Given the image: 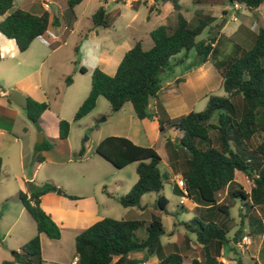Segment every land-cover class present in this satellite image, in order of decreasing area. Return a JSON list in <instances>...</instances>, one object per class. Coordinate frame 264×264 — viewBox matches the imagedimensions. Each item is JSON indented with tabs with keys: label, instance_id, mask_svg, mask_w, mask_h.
<instances>
[{
	"label": "trees",
	"instance_id": "16d2710c",
	"mask_svg": "<svg viewBox=\"0 0 264 264\" xmlns=\"http://www.w3.org/2000/svg\"><path fill=\"white\" fill-rule=\"evenodd\" d=\"M81 0H66L67 9L72 12L74 5ZM168 1L175 12L173 26L158 24L152 27L148 36L151 46L142 49L136 41L121 56L114 73L108 75L94 67L90 72L89 89L84 99L77 106L72 119L79 120L94 106L97 96L104 97L112 111L118 110L124 103H129L136 118H149L156 115L144 108L150 97H155L160 89L158 73L172 64L171 58L181 52L184 56L189 50L195 54L194 64L209 60L220 75V87L223 95L208 94L204 108L189 111L177 117H157L158 130L163 133L166 128H174L181 135L173 144L169 137H164V145L170 147L169 165L180 172L184 191L172 183L171 189L177 196L185 195L188 199L195 197L197 212L182 225L194 234L198 257H191L189 264H223L217 259L232 251L234 256L228 259L234 264H244L236 255L235 243L239 240L243 228L239 221L231 241L227 238V219L229 211L226 204L218 200L217 193L226 188L230 197H238L247 207L264 204V140L249 148L250 137L261 132L264 134V27H259L252 45L245 49L224 34L216 31L203 39L196 36L206 27L212 17L208 14L196 16V24L189 26L180 13L177 0ZM221 0H191L192 3L219 4ZM233 4H242L247 9H254L264 0H227ZM48 13L42 11L33 14L13 6V0H0V34L11 39L18 51H23L34 38L40 37L48 24ZM95 25L106 27L105 13L99 6L91 15ZM58 19L52 16L51 24ZM230 43L227 51L223 46ZM80 72H84L82 66ZM71 77H64L69 84ZM26 118L36 123L39 115L47 108L44 101H35L25 97ZM215 116V122L210 117ZM69 123L59 119L57 134L59 139L68 135ZM209 130L213 136H209ZM54 145V141L42 140L34 145V160L42 161L41 150ZM94 152L109 162L114 168H121L136 162V180L127 192L116 197L122 207H139L142 193L153 191L155 210L149 212L145 222L137 219H115L103 217L84 228L74 237V264H136L128 258L129 252L143 251L146 256L154 254L153 264H181L184 255L178 252L174 244L173 251L164 253L159 237L164 230L160 213L164 211L167 200L159 191L161 189L162 171L157 167L160 157L154 148L133 143L124 136L107 135L99 140ZM83 153L81 147L76 155ZM1 167V160H0ZM235 171L245 175L251 186L248 191L234 187ZM26 191H18L17 198L24 210L33 220L35 234L17 249L9 250L7 259L0 264H43L40 257L39 233L48 238H58L59 229L51 218L39 207V197L56 186L44 181L34 184L26 182ZM27 193V194H26ZM61 194L68 198L74 195ZM181 205V204H180ZM249 224L260 231V223L249 218ZM143 226L145 236L134 238V231ZM186 241L187 238L185 237ZM175 249V250H174ZM113 257L115 259L113 260ZM256 264V263H253Z\"/></svg>",
	"mask_w": 264,
	"mask_h": 264
},
{
	"label": "crops",
	"instance_id": "0c3cea01",
	"mask_svg": "<svg viewBox=\"0 0 264 264\" xmlns=\"http://www.w3.org/2000/svg\"><path fill=\"white\" fill-rule=\"evenodd\" d=\"M112 1L116 2V0ZM49 2L51 1L41 0L40 3L41 11H46L49 17L45 32L40 37L31 40L27 48L21 51V55L17 58H14L15 52L20 51L16 49L13 41L0 34V62H2L5 56L8 59L4 63V66L0 68V75L2 74L9 78V83L4 86L6 88H0V91L3 92V94H0V191L3 190V203L9 201L19 202L17 193L19 190L22 192L26 191L25 183L27 181L34 184L44 181L52 182L51 179L54 177L53 172L54 168L56 169L55 166L71 159V146L67 136L63 139L58 138L57 123L59 119H67L61 114L63 105L68 104L73 107L72 109H75L87 94L86 87L83 84L80 85L77 79L79 77L78 74L81 73L79 67L77 70L76 66L72 64V57L69 55L65 59L59 60L58 48L60 44L56 41V37H53L54 33H48L49 27L53 28L52 30H55V32L61 29L66 31L69 27L68 30L71 32L77 18L75 17L74 21L68 20L69 22L64 23L61 18L62 15L60 16V12H58L60 18L48 12L47 4ZM22 3L26 5L25 2ZM33 3L34 2H32V4ZM194 4L200 5L199 3ZM222 4L223 0H221L219 4H204L208 5V10L212 11V14H208L212 17V21L207 25L208 35L212 34L214 31H216V35L223 34L220 32V28L223 24L219 25V28L215 30V25L218 24L219 21H216V12H213V9L221 7L219 8V16L220 19H222V17L226 15V8L222 6ZM258 6L254 9H257ZM14 7L26 10L20 5ZM158 8L159 11L161 9L172 10L168 1L159 3ZM64 12H66L65 8L63 10V13ZM194 12L198 13V10L196 9ZM104 13L107 21V26L102 27L104 29L113 28L122 15L120 11H116L113 15H107L108 11H104ZM157 14L159 15V12ZM52 16L58 19L55 25L50 23ZM134 16V13L129 15L128 20L122 25V29H129V35H123L120 39L111 40L109 42L105 41L106 43H103L98 51L97 67L108 75L114 73L122 54L130 48L134 42L139 41L140 43L142 40V36H140L139 29L137 28L138 25L134 23ZM149 30H146L145 35L148 36ZM95 33H97L96 30ZM179 54L181 55L182 53L179 52L171 58L172 62L173 60H175L176 63L179 62ZM186 54L184 55V59ZM160 72H163V70ZM50 73H52V75L49 76ZM67 75L71 76L69 84L64 83V77ZM210 77H212L213 81L216 83L215 86H220V75L209 60H205L199 64H194V62L185 64L171 79H165L164 83L160 84V89L155 97H150L148 99L146 105L147 111L156 113L155 116L138 119L132 111H126L124 115H117L114 119L115 130L97 138L93 143V149L99 140L106 135L124 136L135 144L150 146L152 148H154V143L156 141H160L159 147L164 151L163 154L162 151L160 152L157 148H154L162 164V169L160 171L166 175L168 181L174 183L175 179L180 176V172L169 165L168 155L170 154V147L164 145L163 136L169 137L170 142L176 144L178 142L177 138L180 137L181 134L174 128H166L164 132L161 133L158 130L157 117L173 118L193 111L192 109L197 99L200 97L206 98L208 95L207 93L212 89V87L209 86ZM13 90H17L25 97H29L35 101H44L47 103V108L41 112L36 123L30 122L26 118L24 108L14 105L8 99L9 94ZM36 135H38V139H35ZM42 140L54 141V145L48 149L41 150L39 154L42 156V161L37 162L34 160V145L40 143ZM89 148L87 147V150ZM93 153L99 156L94 150ZM99 158L101 157L99 156ZM93 163L94 166L98 167L97 169L95 168L96 170L94 171L96 177L97 175L99 176V171L102 169L108 170L107 167L97 159H95ZM44 164H46V167L44 171L40 172V168H42ZM66 177L70 187L67 188L68 190L64 193L74 195L75 198L64 196L61 194V190L60 193H55L54 191L46 192L39 197V207L51 218L59 229L58 238H48L44 233L38 234L40 257L46 264H70L71 261H75V235L97 220L107 217L103 214V211L99 209V203L94 194L76 188L78 182L75 178V174L67 173ZM8 178H12L15 182L11 190H7L6 184L3 183V180ZM99 181L100 183H108L104 178H100ZM121 183L120 176L115 174L110 181L114 192L118 191L117 188ZM82 185L83 183L79 186ZM102 187H105V185ZM126 191L127 190L124 189L122 193ZM112 193L113 192H107V197L108 195L112 197ZM188 200L191 203L189 210L193 211L194 215L198 210V204L196 203L195 197ZM19 204L20 207H18V205H13L16 209L15 214H9L7 208H4L3 214H0V219L2 215L9 219L8 226H5L2 232L0 231V240L4 239V237L9 239V235L13 228L16 227L19 219L24 216L22 212H24V214L27 213L20 202ZM26 216L29 215L27 214ZM27 224L28 223H26V225ZM28 231H26V233L24 232V238L30 237L29 235L27 236ZM23 241V238L20 237V240H16L14 245L9 247L17 249ZM130 253L131 252L127 254V257L135 259L137 261L136 264L143 263L145 259H148L144 258L145 255L143 251L132 252V255ZM218 258H221V256L217 257V259Z\"/></svg>",
	"mask_w": 264,
	"mask_h": 264
},
{
	"label": "rangeland",
	"instance_id": "374dc122",
	"mask_svg": "<svg viewBox=\"0 0 264 264\" xmlns=\"http://www.w3.org/2000/svg\"><path fill=\"white\" fill-rule=\"evenodd\" d=\"M47 4V10L50 14L58 16L62 15V20L64 23L77 21L73 25V30L70 32L68 29L64 31L55 30L53 31L51 27L48 28V33H54L53 37H56V41L59 42L58 54L60 59H65L68 55L72 57L73 65L78 67L82 66L84 72L79 73L77 78L80 85L86 87V92L89 89V77L90 72L94 67L98 66L97 54L105 41H111L120 39L123 35H129V29H122L124 22L128 20L129 15L135 14L134 23L138 25L139 34L142 36L141 48L147 49L151 40L149 36L145 35L146 30H149L158 24H167L173 26L175 22V12L173 10L159 11L158 0H81L78 5H74L72 12L67 9L66 0H50ZM25 2L26 5H23ZM32 2H34L32 4ZM180 5V13L187 20L189 26H194L196 24V16L201 14H212V11L208 10L209 6L204 4H194L191 0H177ZM41 0H13V6H22V8L28 10L32 13H39L41 11L40 7ZM234 5V6H233ZM233 5L227 0H223L222 6L226 8V15H222V19L219 16L218 9H213L216 12V21H219L215 25V30L219 28V25L223 24L220 28V32L230 37V39L242 46L243 48H249L255 38V34L259 27H264V2H262L257 9H247L242 4L233 3ZM101 6L104 11H108L107 15H113L116 11L122 13L120 19L113 28L104 29L101 26H96L93 24L91 19V14L96 10L97 7ZM64 8L66 12L63 13ZM198 13H195V10ZM159 12V15L157 14ZM218 15V16H217ZM59 17V16H58ZM60 18V17H59ZM67 27V26H66ZM95 30L97 33H95ZM45 32V31H44ZM208 35V26L204 27L202 31L196 36V40L204 39ZM230 47V43L226 42L223 46L224 51H227ZM21 55V52H15L14 58ZM195 54L193 50H189L184 56L182 54L178 55V63L175 60H171L173 64L169 68H164L163 72L158 73V78L160 84H163L165 79H171L177 72L182 69V67L187 63H193ZM7 57L5 56L0 62V68L4 66ZM183 60V61H181ZM67 62V61H66ZM264 66V60L261 61ZM99 68V67H97ZM102 71V70H101ZM52 73L49 74V76ZM70 76V75H69ZM71 77V76H70ZM9 83V78L4 75H0V88L4 87ZM3 84V85H2ZM215 82L212 77L209 78V86L212 89L207 94L223 95L224 92L219 85L215 86ZM215 86V87H214ZM86 96V95H85ZM206 98L200 97L194 103L193 111L197 112L204 108ZM80 104V103H79ZM78 104V105H79ZM71 105L65 104L61 108V114L65 116L69 123V130L67 139L71 146L72 156L69 161H64L60 165L54 168V177L51 179L55 184L56 189L59 188L62 191H67L70 187L67 181L66 174H75L77 179L76 188H80L84 192L94 194L99 203V209L103 211L105 216L115 219H137L147 221L149 219V212L154 209L153 201L156 198V193L153 191H147L141 194L139 198V207H122L116 200L115 196H119L124 189L128 191L130 186L136 180L135 165L136 162L129 163L121 168H114L109 162H106L99 156L93 153V143L97 138L115 130L114 119L119 114H126V111H132L129 103H124L119 110L112 111L109 107L107 100L102 96H97L93 108L79 120L74 121L72 119L73 113L76 110L72 109ZM210 122H215V116L210 117ZM107 136V135H106ZM209 136H213V132L209 130ZM38 135L35 139H38ZM264 140V134L257 132L253 134L249 141L248 147H255L260 141ZM160 141L154 143V148H157L160 152L163 150L159 147ZM83 147V153L80 157L76 155V152ZM87 147L89 148L87 150ZM98 157V158H97ZM97 159L103 165L107 167L108 170L99 171V176H95L94 171L98 168L94 166L93 161ZM46 164L40 168V172L44 171ZM50 167V166H48ZM159 170L162 169V164L160 161L157 164ZM96 168V169H95ZM120 176L122 181L121 185L118 186L117 192L113 191L112 184L110 181L114 175ZM40 176V175H39ZM104 178L108 183H100L99 179ZM40 180V179H39ZM234 187H241L244 191H248L251 186V181L242 173L235 171ZM81 182V183H79ZM3 183L6 184L7 190H11L14 186V180L12 178L4 179ZM82 186H79L82 184ZM105 185V187H102ZM172 183L167 179H162L161 189L159 194L163 195L167 200L165 207V212L160 213V220L163 227V234L159 237L160 246L164 250V253L173 251L174 244L178 249V252L184 255L181 264H189L191 257H198V250L196 247L194 234L189 232L183 225L182 222L187 221L193 216V211L189 210L191 203L186 198L182 203H179V197L172 192ZM128 188V189H127ZM78 189V190H80ZM126 191V192H127ZM2 191H0V214H3L4 208H7L9 214H15L16 209L13 205H18L19 202L9 201L3 203L2 201ZM81 192V191H78ZM107 192H113L112 197H107ZM110 194V193H109ZM111 195V194H110ZM218 200L226 204L229 211V217L227 219L228 231L226 233L227 238L231 241L233 232L237 229L239 221H242V231L240 238L237 241L236 255L240 257L244 264H264V204L261 206L247 207V204H243V200L238 197H230L226 193V188H223L217 193ZM15 203V204H12ZM181 204V205H180ZM24 216L19 219L16 227L13 228L10 238L4 237L0 240V262L3 259H7L9 256V250L15 249L9 246L14 245L16 240L23 238V243L31 238L35 234V225L30 216ZM249 218H255L260 223V231L257 227L249 224ZM9 219L6 216L0 219V231L2 232L5 226H8ZM26 223H28L26 225ZM24 224V225H21ZM29 230V231H28ZM27 232V236L23 237L24 232ZM17 232V234H16ZM30 232V233H29ZM22 234V235H20ZM145 236V231L143 226L138 227L134 231V238L141 239ZM187 238V241L185 239ZM175 250V249H174ZM75 254V251H74ZM132 255V252L130 253ZM228 256L232 258L234 253L232 251H225V255L218 258L223 264H234L233 261L228 259ZM145 255V254H144ZM141 259L144 260L140 264H153L156 262V256L154 254L150 256H144ZM115 257H113V260ZM43 264H46L43 262Z\"/></svg>",
	"mask_w": 264,
	"mask_h": 264
},
{
	"label": "water",
	"instance_id": "95a60500",
	"mask_svg": "<svg viewBox=\"0 0 264 264\" xmlns=\"http://www.w3.org/2000/svg\"><path fill=\"white\" fill-rule=\"evenodd\" d=\"M8 99L16 106L18 107H21V108H25L26 107V99H25V96L22 95L19 91L17 90H13L9 96H8ZM144 111L147 112V108L145 107L144 108ZM40 135V133H39ZM165 174L162 173L161 174V177H164ZM56 193H60V189L57 188L56 189Z\"/></svg>",
	"mask_w": 264,
	"mask_h": 264
},
{
	"label": "built area",
	"instance_id": "2783aa9c",
	"mask_svg": "<svg viewBox=\"0 0 264 264\" xmlns=\"http://www.w3.org/2000/svg\"><path fill=\"white\" fill-rule=\"evenodd\" d=\"M0 94H3V92L0 91ZM174 183H175L176 187H178L181 191H184V183H183V180H182V178L180 176H178L175 179ZM178 197H179V203H182L183 200H185L187 198L185 195H179ZM236 243H235V245H237ZM74 262L75 261H71L70 264H74Z\"/></svg>",
	"mask_w": 264,
	"mask_h": 264
}]
</instances>
